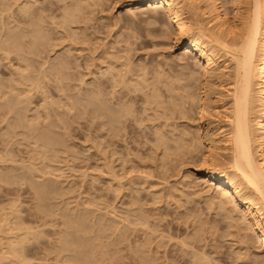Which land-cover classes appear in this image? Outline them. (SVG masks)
Returning <instances> with one entry per match:
<instances>
[{
	"label": "rangeland",
	"instance_id": "rangeland-1",
	"mask_svg": "<svg viewBox=\"0 0 264 264\" xmlns=\"http://www.w3.org/2000/svg\"><path fill=\"white\" fill-rule=\"evenodd\" d=\"M134 1L0 0L1 264H264L251 220L204 177L229 166L219 126L235 63L216 43L237 49L257 28L259 63L262 0H244L230 37L207 2L176 0L215 54L207 74L188 70L166 14ZM216 1L231 19L238 0Z\"/></svg>",
	"mask_w": 264,
	"mask_h": 264
},
{
	"label": "bare ground",
	"instance_id": "bare-ground-1",
	"mask_svg": "<svg viewBox=\"0 0 264 264\" xmlns=\"http://www.w3.org/2000/svg\"><path fill=\"white\" fill-rule=\"evenodd\" d=\"M199 1H202V2L205 1V2H207L209 11L212 14L211 16L213 17V22L214 21L216 22V25L219 28L218 30L223 34V36H225V37L226 36H229L230 37V35L232 36V34H234L235 32H237L235 34H238V31H236L237 22H240L241 21V17L243 16L242 15V11H243L242 9L244 8L243 5H245V4H243L245 2L244 0H238V6L236 7V10L234 11V15H233V17H231V19L228 18L227 14H225V12L222 11V9H221L222 7L219 6V4L217 3L216 0H199ZM178 3H176V0H135L134 2L130 3V6H132L133 9H135V10L136 9H141L142 6H147V7H150V8L154 7V9L153 10L151 9V10L155 13V16H157L156 18L157 19L158 18H161L163 20H164V18L165 19L167 18V22L169 24H171V26L173 27L174 33L173 32L172 33L175 35V38L177 40H182L183 41V48H182L183 49V54L182 53L181 54H182L183 60L185 59V61H186L185 62L186 65L189 67L188 70H190V69L193 70V68H196L194 66L197 63L198 64L200 63V65H204L205 74L212 73L213 66L217 64V59L215 58V54L211 51L210 46H208L209 44L207 45L206 43L204 44V42H202L203 38H201L200 36L199 37H192L188 33L189 32L188 31L189 29H187V27L189 25L187 26L186 23L181 20V18H180L181 14L177 12V9H176V12H174V10H172V8L174 6H176ZM196 3H197V5L200 4V3L198 4V2H196ZM261 4L263 6L262 8L264 9V0H262V3ZM246 5H247V3H246ZM155 6H156L157 9H155ZM160 8H162V10H160ZM163 14L164 15L166 14L165 16H167V17H164L163 18L162 17ZM206 15H208V13ZM211 20H212V18H211ZM254 23L255 22H253V24ZM251 24H252V22H251ZM252 27H256L255 24H254V26H251L249 28L247 26L248 30L252 29ZM256 29L253 28L252 31L251 30L248 31V33L245 36H244V34H245L244 33L243 34L244 39L241 38L242 36L239 37V35H237L242 40V42H240L241 44L238 45L240 47H238L237 49L236 48L233 49L234 47L233 48H229L228 45H227L228 47H226L225 44H224L225 43L224 40H221V41H223V43L222 42H219V41H217V43H216L218 46H220V47L222 46V48L225 49V51L228 53V55L229 54L231 55V56L230 55L229 56L232 57V60H234V63H235V65H234L235 66V70H234L235 71V76L233 77L234 78V81L231 80V81H233L232 87H231V89L227 90V91H229V93H227V94H229V96H230L228 98L229 101L226 102L225 104L224 103L221 104V106L224 108L223 121L227 124V127L224 124L221 125V126H219V130L220 129L222 130L221 131V138H220V141L223 143L222 144L223 145L222 149H224V150L227 149V151L229 150L228 153L230 152L229 155H228V158H226V159H228L227 161H228L229 166L227 168L220 166L218 169H216L215 167H217V166H214V165H212V167L205 166V176L204 177H206V180L208 182H210L211 184L214 183V184L217 185V187L219 188V190L222 192V194L220 193L222 196H228L229 199H231V201H235L236 202L235 205L238 204L241 207V209H242L241 211H243V219H246V220L249 219V220H251V222L253 223V225L255 227V230L257 231V234L256 233L255 234L257 235L258 240L261 241L260 243H262L264 245V53H263V55L260 58L258 57L259 58L258 59L259 60V63H257V64L255 63L254 64L253 61H252V58H253V52H254L253 51V49H254L253 46L255 45V35L257 33V30ZM203 32H204V30H203ZM233 36H235V35H233ZM237 36H235V37H237ZM263 37H264V25H263ZM215 38H214L215 41H216V39L219 40L218 38H216V39ZM13 41H14V39L11 40V42H13ZM236 42H234V43H236ZM263 43H264V41H263ZM16 44H18V43H16ZM16 44L15 45L14 44L12 45V43H10V45L12 47L13 46H16L17 47ZM263 48H264V45H263ZM7 52H8V50H7ZM65 63L66 62L64 61V63H63V60H62V64H65ZM69 64H70V62H69ZM224 64H226V63H224ZM65 65H64V67H65ZM57 66H59V65L57 64ZM64 67H63V69H64ZM225 67H227V66H225ZM222 69H223V67H222ZM55 70L57 71L58 69H55ZM61 72H62V69H61ZM195 76H197V75H195ZM197 77H199V76H197ZM58 80H56V81H58ZM186 83H188V82H186ZM175 85H176V83H175ZM193 85H194V83H193ZM189 87H191V86H189ZM92 90H94V89H92ZM97 90H99V89H97ZM100 91H101L100 92L101 94H99L98 96H100V95L102 96V90H100ZM88 92H90V91H88ZM184 94H185V92H184ZM189 96H190V94H189ZM189 96H187V98ZM177 97H178V95H177ZM94 98H97V97L95 96ZM94 98H92V99H94ZM178 98H180V97H178ZM97 100H98V98H97ZM254 100L257 102V111L256 112H255V109H254V108H256L255 107L256 105L255 106L253 105ZM189 101H190V99H189ZM94 102H96V101H94ZM182 102L183 101H181V103ZM181 103L179 104L180 107L179 108L177 107L179 110L181 109V107H183V105H181ZM128 107H131V105L128 106ZM122 108H124V107H122ZM177 108H176V110H177ZM121 110H123V109H121ZM128 110H130V109L128 108ZM132 111H133V107H132ZM123 112H124V110H123ZM125 112H126V110H125ZM177 112L180 113V111H178V110H177ZM181 112H183L182 109H181ZM174 113H176V112H174ZM180 114H179V116H180ZM111 115H109V116L112 117ZM129 115L132 116V113L129 114ZM115 116H114V118H115ZM126 119H128V118L126 117ZM205 134H206V132H205ZM180 137H182V136H180ZM201 137H202V134H201ZM202 139H204V138H202ZM206 139H208V138H206ZM182 140H183V138H182ZM193 143H194V146H195L196 144H195L194 141H193ZM178 144L179 143H177L176 146H178ZM215 144H216V142H215ZM183 145H184V143H183ZM198 145H199V143H198ZM222 145H220V146H222ZM179 146H180V144H179ZM210 148H211V146H210ZM209 150L210 151L207 150V152H209L208 154H209L210 160H212V156L210 155L211 154L210 153L211 152V149H209ZM192 151H193V149H192ZM188 153H190V151H188ZM208 154H207V156H208ZM205 161H206V159H205ZM207 162H208V160H207ZM207 162L205 163V165L207 164ZM209 163L207 165H210ZM203 164H204V161H203ZM206 180L204 179V181H206ZM244 185L245 186H248V187H245ZM249 187L252 188L251 191L253 193L255 192L257 194V196H256L255 193H254L255 195H252L250 193L248 195L243 194V188L245 190V188H249ZM218 193H219V191H218ZM42 198H45V197H42ZM229 212H232V211H229ZM231 214H233V212ZM232 218H234V217H232ZM69 223H71V222H69ZM76 243H78V242H76ZM76 245H78V244H76ZM135 245H136V243H135ZM71 246L73 247V245H71ZM78 247H79V245L76 246V248H78ZM85 247H87V246H85ZM201 257H203V256H201ZM200 259L202 260V258H199L198 261H200ZM203 259H204V257H203ZM205 259H207V258H205ZM205 259H204V262L205 261H208V259L207 260H205ZM205 263H207V262H205ZM145 264H148V263L146 262ZM207 264H209V263H207Z\"/></svg>",
	"mask_w": 264,
	"mask_h": 264
}]
</instances>
